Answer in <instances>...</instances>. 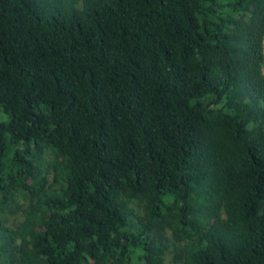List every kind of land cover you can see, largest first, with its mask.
Listing matches in <instances>:
<instances>
[{"label": "trees", "instance_id": "1", "mask_svg": "<svg viewBox=\"0 0 264 264\" xmlns=\"http://www.w3.org/2000/svg\"><path fill=\"white\" fill-rule=\"evenodd\" d=\"M0 116V264H264V0H0Z\"/></svg>", "mask_w": 264, "mask_h": 264}, {"label": "rangeland", "instance_id": "2", "mask_svg": "<svg viewBox=\"0 0 264 264\" xmlns=\"http://www.w3.org/2000/svg\"><path fill=\"white\" fill-rule=\"evenodd\" d=\"M1 117V116H0ZM19 220V219H18Z\"/></svg>", "mask_w": 264, "mask_h": 264}]
</instances>
